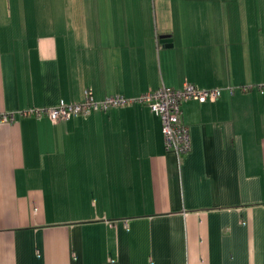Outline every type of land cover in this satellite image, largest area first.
<instances>
[{
	"label": "crops",
	"instance_id": "obj_1",
	"mask_svg": "<svg viewBox=\"0 0 264 264\" xmlns=\"http://www.w3.org/2000/svg\"><path fill=\"white\" fill-rule=\"evenodd\" d=\"M185 82L179 157L142 103L20 114ZM263 83L264 0H0V264H264Z\"/></svg>",
	"mask_w": 264,
	"mask_h": 264
},
{
	"label": "built area",
	"instance_id": "obj_2",
	"mask_svg": "<svg viewBox=\"0 0 264 264\" xmlns=\"http://www.w3.org/2000/svg\"><path fill=\"white\" fill-rule=\"evenodd\" d=\"M259 89L264 90V83ZM220 95V89H205L185 82L181 88L172 89L160 86L150 89L137 97H124L111 95L101 100H93L88 94L80 102L66 103L60 101L56 106L48 109H27L20 114H34L36 117L46 116L51 121L68 120L73 116L86 114L91 111L106 110L111 107H121L134 103H142L148 106L151 112L156 114L161 123L164 148L173 151L176 156L186 154L190 150V138L187 126L181 119V105L188 100H196L200 103L215 101ZM12 114L0 115V122L12 121Z\"/></svg>",
	"mask_w": 264,
	"mask_h": 264
},
{
	"label": "water",
	"instance_id": "obj_3",
	"mask_svg": "<svg viewBox=\"0 0 264 264\" xmlns=\"http://www.w3.org/2000/svg\"><path fill=\"white\" fill-rule=\"evenodd\" d=\"M164 42H166V41H164Z\"/></svg>",
	"mask_w": 264,
	"mask_h": 264
}]
</instances>
